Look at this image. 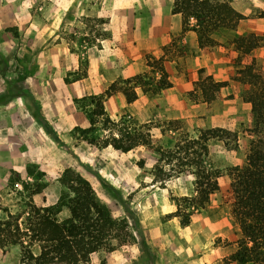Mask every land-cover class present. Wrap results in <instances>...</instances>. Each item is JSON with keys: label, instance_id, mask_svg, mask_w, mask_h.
I'll list each match as a JSON object with an SVG mask.
<instances>
[{"label": "rangeland", "instance_id": "374dc122", "mask_svg": "<svg viewBox=\"0 0 264 264\" xmlns=\"http://www.w3.org/2000/svg\"><path fill=\"white\" fill-rule=\"evenodd\" d=\"M105 1L93 0L86 6L84 14L88 16L63 20L58 17L63 12L73 13V4L26 0L28 14L22 17L19 7L18 26L9 30L11 51L0 54V61L18 67L33 60L29 50H41L48 33L49 52L35 58V66L48 61L49 75L61 76L68 84L86 77L90 61L99 55L97 49L111 52L117 40L124 39L126 44L140 40L143 34L134 29L135 25L152 27L158 23L148 18L137 21L136 14L179 15L178 33L159 48L160 53L144 54L146 71L117 79L106 91V95L121 92L131 102L136 98L134 89H142L149 99L150 113L146 116L150 120L125 114L110 118L123 122L112 126L99 115L104 96L67 100L65 110L85 120L86 126H77L79 130L88 129L94 121L98 148L82 141L75 127L68 131L67 125H51L66 135L67 143H56L50 136L49 158L25 159L22 164L9 166L7 186L0 194V264H35L32 257L41 253V244L32 227L40 222L52 225L53 220L61 224L69 217L65 207L56 212L65 190L60 182L65 170L87 179L97 199L115 219L128 222L135 238L133 244L115 246L112 252L91 254L87 264H240L242 232L232 212L230 169L243 164L253 138L251 105L246 100L257 93L246 81L250 78V82L264 86L263 77L255 75L261 71L264 75V0ZM17 2L22 6L21 0ZM43 7L49 12L48 18L42 19ZM111 14L119 15V19L111 21ZM128 49L120 47L118 57L124 56L123 52L128 57ZM202 55L213 64L202 67ZM169 63L179 74V89L177 94L162 96L173 85ZM27 68L25 75L26 71L28 75L35 72ZM36 73L41 74L40 67ZM4 75L1 70L0 76ZM119 129L135 130L136 135L143 136L142 140L136 138L139 144L134 150L124 153L105 146V140ZM219 130L226 132V138L210 142V160L221 169L218 191L210 198L211 207L183 226L172 216L176 208L171 198L193 194L191 178L184 172L161 188L155 149L170 148L179 134L196 138L200 133ZM163 164L168 173L172 165ZM185 228L188 230L182 231Z\"/></svg>", "mask_w": 264, "mask_h": 264}, {"label": "trees", "instance_id": "16d2710c", "mask_svg": "<svg viewBox=\"0 0 264 264\" xmlns=\"http://www.w3.org/2000/svg\"><path fill=\"white\" fill-rule=\"evenodd\" d=\"M255 75L264 80L262 71ZM246 82L252 83V90L257 93L246 100L251 105L253 138L243 164L230 169V194L232 212L242 232L239 263L264 264V86L250 82V78ZM99 112L105 124H123L111 120L103 106H100ZM126 129L112 133L105 140V146L124 153L134 150L139 144L136 138L141 139L143 136L136 135L135 130L131 132ZM74 130L82 137V141L98 148V139L93 135L97 130L93 120L88 129L79 130L75 127ZM225 136L226 132L222 130L200 133L196 138L179 134L170 148L155 149L159 156L157 173L160 177L157 182L161 188L165 187L170 178H178L184 172L191 178L189 181L194 187V193L181 199L171 198L176 208L172 216L179 218L183 226H187L193 216L211 207L210 198L218 191L217 180L221 169L210 160V142H223ZM162 163L172 165L168 173L164 172ZM60 182L65 190L56 206V212L65 207L69 210V217L61 224L53 220L52 225L40 222L36 228L32 227L31 231L41 244V253L32 257L35 264H87L93 253H108L115 246L134 243L135 238L129 230L128 222L113 217L110 209L97 199L87 179L73 170H65ZM101 264H105L104 261Z\"/></svg>", "mask_w": 264, "mask_h": 264}, {"label": "crops", "instance_id": "0c3cea01", "mask_svg": "<svg viewBox=\"0 0 264 264\" xmlns=\"http://www.w3.org/2000/svg\"><path fill=\"white\" fill-rule=\"evenodd\" d=\"M93 0H42L47 5L52 4H73L75 7L73 13L63 12L59 19L78 20L84 14V8L93 4ZM124 0H107L106 4H122ZM136 3V2H135ZM19 6L17 0H0V54H7L11 51L9 30L18 26L19 7L21 16L28 14L26 0H21ZM86 9V8H85ZM81 10L80 13L78 11ZM42 19L48 18L49 12L42 8ZM45 15V16H44ZM111 21L119 19V15L114 17L111 14ZM137 21L151 19L155 25L151 27L146 24H137L134 29L142 33V39L132 40L126 44V40H117V45L113 44V49H97L99 55L90 61V67L86 77L78 81L66 84L61 76L51 77L48 69L50 63L42 60L41 66H35V58L43 57L48 53L49 34L46 36L45 46L35 52L29 50L30 56L34 58L23 65L14 66L13 62L0 61V71L4 70L3 77L0 76V194L5 191L7 186V172L10 165L22 164L23 160L34 161L35 158H49L50 136L56 143L60 141L67 143L65 134L61 131L51 128V125L61 126L71 131L74 127H85V120L74 116L72 112L68 113L65 108L67 100L80 99L90 96H104L103 107L109 118H116L119 115L138 116L142 120H150L146 114L150 109L148 106V97L142 89L135 88L136 98L128 102L126 95L121 92L110 93L106 91L110 85L117 79H129L143 74L148 68L144 59L146 53H160L159 48L165 46L170 40L171 35L180 30V16L173 15L170 12L165 13H138L135 16ZM46 18V19H47ZM3 20H5L3 22ZM30 27H34V19ZM15 25V26H14ZM139 25L142 28L137 29ZM49 31V29L47 28ZM117 46V47H116ZM128 46L127 52H123L122 57H118L120 47ZM45 49V50H44ZM200 59V57L198 58ZM202 67H208L213 64L210 59H204L201 56ZM175 63V62H173ZM105 65V68L103 69ZM171 68L172 87L165 90L161 95L177 94L179 89L178 73L169 63ZM28 67V68H27ZM40 67L41 74L36 73ZM13 68V71H12ZM26 69H33L31 75ZM103 69V71H101ZM112 69V71H110ZM222 71V69H221ZM41 125V127L39 126ZM69 133V132H68ZM67 139L71 142V136ZM74 148V146H72ZM35 150L37 151L35 153ZM185 228L182 231H186Z\"/></svg>", "mask_w": 264, "mask_h": 264}]
</instances>
